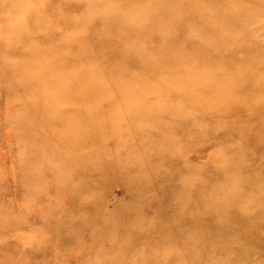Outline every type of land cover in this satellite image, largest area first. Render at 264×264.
<instances>
[{
    "label": "rangeland",
    "instance_id": "1",
    "mask_svg": "<svg viewBox=\"0 0 264 264\" xmlns=\"http://www.w3.org/2000/svg\"><path fill=\"white\" fill-rule=\"evenodd\" d=\"M127 1L140 2L132 26L130 18L125 30L99 25L98 16L122 17ZM180 1L0 0V264H264V130L245 132L239 116L216 118L206 108L239 103L263 112L262 71L245 74L250 99L229 100L245 79L224 63L219 93L204 102L162 83L158 98H34L32 81L45 87L35 78L48 72L79 69L100 85H130L121 72L137 71L121 56L134 37L158 48L175 26L176 42L187 38L196 15L178 16ZM207 1L215 17L228 18V40L256 44L264 0ZM246 6L258 12L247 26ZM108 32L126 39L108 46ZM61 103L109 109L69 107L61 116L51 106ZM118 103L138 109L133 116ZM43 104L50 107L40 115Z\"/></svg>",
    "mask_w": 264,
    "mask_h": 264
},
{
    "label": "bare ground",
    "instance_id": "2",
    "mask_svg": "<svg viewBox=\"0 0 264 264\" xmlns=\"http://www.w3.org/2000/svg\"><path fill=\"white\" fill-rule=\"evenodd\" d=\"M127 2L128 3H126L124 10L127 9L128 11L122 17L121 13L120 15L117 13L111 18L115 20H109L110 15L98 16L99 25L105 27L109 23L112 24L113 22L114 26H116L117 29L125 30V20L126 18H130L129 20L131 23L129 25L132 26V21L136 17L135 15L138 11L137 8L140 6V2ZM180 2L182 9L181 11L184 13L178 14V16L186 17L190 13L192 15L195 13L196 15L193 16L192 21H190L191 24L188 28L187 38L185 40L183 39L181 42H176V39L174 37V33L176 32L175 26L169 27L168 34L164 35L163 43L165 42L166 45L162 44L158 48L151 47L148 44L147 40L144 39V37H134V40L132 41L131 46L128 48V51L126 53H122L121 56L126 64V67H128V70L134 69L137 71L135 75H129L126 71L121 72L122 76H126L131 81L130 85L122 86L113 82L112 80L109 86L113 88V90L108 91V88L109 90L111 89L110 87L105 86L104 84L100 85L99 83H95L94 78L91 80L88 74L84 73V71L82 70H71L73 69L71 68L69 69L71 70L69 75H61L58 74V72H48L46 74L43 73L40 76H37L35 80L45 87L42 88L38 85L35 87L33 84L36 83L33 80V83L31 85L34 89V98H37V100L56 98H62L63 100H88L93 98L104 99L107 97H118L119 99L158 98V96L163 93V86L159 87V84L162 83L166 85L167 88L170 87L174 89V94L172 95H177L178 98H187L189 100L196 99V101L204 102L208 101L206 99L207 97L212 95L215 96L219 93L217 89V85L219 84L214 79L219 76L218 71L220 67L218 66L224 63L227 65L235 66V70H240L239 77L245 79L243 80V82L241 81L240 84L235 81L234 86H238L235 88V92L232 93L231 96H229V100L232 98L236 100V97H239V95L243 96L245 93L247 99H250L248 96L250 84H248V82L251 80V77H249V75L248 77H246L245 74L246 72L248 73L251 70H260L262 71V73H264V45L260 44L259 41H257V37L259 35L257 32L262 31L263 33L261 34L264 35V27L256 26L254 28V31H257H255L252 35V41H254L256 44H252L253 46H251L250 48L244 47V43H241V41L240 43L236 44L232 42V40H228V25L226 23V20H228V18L222 19L215 17L214 10L207 0H193L190 1V4L186 0ZM249 8L250 7L248 6L240 8L244 13L241 16L242 19L240 22L245 26L248 25L247 22H245V18L249 19L248 14H251V9ZM96 9L99 12L104 10L105 4ZM167 15L168 14L166 13L160 15L161 24H169V22H167L169 20V18L166 17ZM251 15H258V12L253 11ZM139 20L140 27H144L146 24L144 19L140 18ZM110 26L112 27V25ZM146 28H148V25H146ZM140 30H142V28H140ZM103 37L104 40L106 39L108 42H111V44L103 42L108 46H113L112 44L120 45V43L122 41H125L126 39V36L123 37V34H114V32H108L107 35L105 34L103 35ZM262 37L264 38V36ZM105 49L106 48H104V50ZM239 52L242 53L241 59H239L237 56ZM167 62H172L175 65L170 67L169 65H166ZM193 68L198 69L191 70ZM108 74L111 75V73ZM258 82L259 89L263 91L264 76H261V79H259ZM223 84L229 83L228 81H224ZM164 94L169 96L171 95L170 92ZM220 99L223 98L221 97ZM51 106L58 108L60 110L61 116H67L69 114V107L87 108L90 110L98 109V111H107L109 109V106L103 104H92L87 107V105L81 103H61L57 106ZM116 106L117 108L127 109L128 112L133 116L135 115L134 109H138V105L134 104L118 103ZM187 106L188 104L186 105V107ZM48 107H50L48 104H43L41 110L39 111L40 115L41 113L46 112V109H48ZM206 108L210 109L208 112L211 111V114H214V117L216 118L223 117L226 119L239 116V119H241L242 122L245 123V132L253 131V129L260 131L264 130V111H259L258 107H246L245 109H243L239 103H223V105L211 104V106H207ZM121 109L119 110V113H123ZM90 110L89 113H91ZM125 112L126 111H124V114H126ZM63 119L65 120V118ZM59 120L62 121V119ZM106 127L107 126H105V128ZM61 128L63 129L64 127L62 126ZM253 139L254 137H251L250 135L244 136V142L248 144ZM255 157L256 155L253 154L252 156H250V159L253 160L255 159Z\"/></svg>",
    "mask_w": 264,
    "mask_h": 264
}]
</instances>
